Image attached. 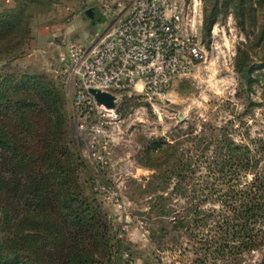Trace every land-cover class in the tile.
<instances>
[{
	"label": "trees",
	"instance_id": "16d2710c",
	"mask_svg": "<svg viewBox=\"0 0 264 264\" xmlns=\"http://www.w3.org/2000/svg\"><path fill=\"white\" fill-rule=\"evenodd\" d=\"M25 7L16 3L0 9V65H5L0 67V264H128L122 259L128 248L107 220L95 186L78 182L83 166L66 136L60 87L44 74L11 70L12 62L24 54L25 42H5L19 32L28 40ZM229 7L247 37L249 29L258 28L259 42L264 36V0H213L203 11L205 31ZM248 56L238 50L235 57L240 88L247 92L259 85L261 102L253 105H262L264 61L256 63ZM128 93L120 94V117L139 105L140 96ZM186 141L192 140L178 136L146 142L143 165L152 173L142 191L152 195L150 209L170 217L173 231L191 237L195 253L203 249L204 255L223 258L262 248L264 264V172L259 169L264 140L251 148L215 129L198 142L195 155ZM199 167L203 174H198ZM170 188L187 199L182 214L159 203ZM208 200L220 208L204 210ZM159 231L152 232L153 240L166 236L164 228Z\"/></svg>",
	"mask_w": 264,
	"mask_h": 264
},
{
	"label": "rangeland",
	"instance_id": "374dc122",
	"mask_svg": "<svg viewBox=\"0 0 264 264\" xmlns=\"http://www.w3.org/2000/svg\"><path fill=\"white\" fill-rule=\"evenodd\" d=\"M119 1L129 0H0V9L13 8L16 3L25 5L23 24L27 22L31 29L27 41L19 32L10 42H5H25L24 54L12 62V72L44 74L60 87L66 136L83 166L78 182L85 184L86 180L95 186L107 220L128 248L122 254L128 264H260L262 248L223 258L204 255L203 249H196L195 253V241L191 237L173 231L170 217L150 209L152 195L144 193L142 187L152 173L143 165V150L149 139L191 138L192 141L185 143L194 155L198 153V142L207 139L215 129L251 148L256 140H264V104L253 105L261 102V88L254 84L253 91L241 89L240 74L234 66L238 50L247 51L256 63L264 61V36L258 42L260 31L255 27L254 31L249 29L247 37L231 7L227 11L222 9L207 33L202 26L203 11L211 7L213 0H193L196 9L201 11L198 40L203 58L190 72L178 77L164 95L138 94V106L129 107L124 116L119 115L118 122L91 135L88 129H76L74 90L69 84L61 83L53 69L59 66L68 40L90 44L115 22L118 11L115 4ZM91 7H97L101 17L93 24L84 15ZM257 18L258 25L260 15ZM91 124L93 116L87 120V125ZM91 140L103 151L102 159L92 156ZM259 169L264 172V161ZM203 173L199 167L198 174ZM167 192V198L160 205L174 214H182L189 205L187 199L171 192V188ZM202 208L218 210L220 205L208 200ZM207 222V225L213 224L211 220ZM207 225L202 229L205 234L209 231ZM160 228H164L166 236L153 240L152 232L159 235Z\"/></svg>",
	"mask_w": 264,
	"mask_h": 264
},
{
	"label": "built area",
	"instance_id": "2783aa9c",
	"mask_svg": "<svg viewBox=\"0 0 264 264\" xmlns=\"http://www.w3.org/2000/svg\"><path fill=\"white\" fill-rule=\"evenodd\" d=\"M115 6V22L90 44L68 40L53 69L58 80L74 90L76 129H88L91 135L119 121L121 93L160 97L203 58L198 40L201 11L195 1L129 0ZM90 88L115 95V108L98 104ZM90 116L93 124L88 126ZM91 141L92 156L102 159L103 151Z\"/></svg>",
	"mask_w": 264,
	"mask_h": 264
},
{
	"label": "water",
	"instance_id": "95a60500",
	"mask_svg": "<svg viewBox=\"0 0 264 264\" xmlns=\"http://www.w3.org/2000/svg\"><path fill=\"white\" fill-rule=\"evenodd\" d=\"M99 11L95 8H90L85 11V16L91 20V23H95V21L98 18H101L99 16ZM88 93L91 94L95 101L103 105L107 109H113L115 108V103L117 101V97L109 92L101 91L98 89L90 88L88 89Z\"/></svg>",
	"mask_w": 264,
	"mask_h": 264
}]
</instances>
